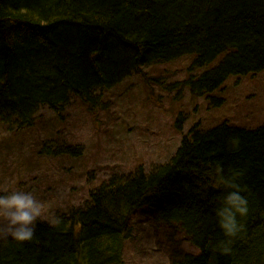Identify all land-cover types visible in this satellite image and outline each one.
<instances>
[{"label":"trees","instance_id":"trees-1","mask_svg":"<svg viewBox=\"0 0 264 264\" xmlns=\"http://www.w3.org/2000/svg\"><path fill=\"white\" fill-rule=\"evenodd\" d=\"M182 60L187 77L168 87L176 100L188 90L213 110L223 105L229 81L264 72V0H0V133L35 128L40 109L61 119L73 100L95 115L126 80ZM236 136L238 150L230 143ZM182 138L168 162L113 174L80 206L50 209L32 241L0 238V264H126L125 246L144 210L153 228L190 243L192 251L171 264H264V127L197 124ZM42 145L39 155L74 154L65 144ZM217 166L243 173L249 202L245 232L228 256L215 251L222 239Z\"/></svg>","mask_w":264,"mask_h":264},{"label":"rangeland","instance_id":"rangeland-1","mask_svg":"<svg viewBox=\"0 0 264 264\" xmlns=\"http://www.w3.org/2000/svg\"><path fill=\"white\" fill-rule=\"evenodd\" d=\"M188 62L149 68L146 75L126 80L104 96L107 106L95 115L73 100L61 119L40 109L35 128L19 136L0 133V195L32 192L46 208L44 220L51 210L80 206L91 188L113 174L129 175L141 166L150 171L168 162L182 135L194 125L205 129L227 120L238 124L245 119L248 126L264 122V74L229 81L221 92L224 107L213 110L188 90L180 100L176 92L168 91L175 78L187 77ZM154 80H162V85ZM180 115L182 135L176 128ZM44 141L52 150L54 143L57 148L65 144L76 155H39ZM143 212L135 216V237L125 246L126 264H171L178 255L192 251L178 231L153 228Z\"/></svg>","mask_w":264,"mask_h":264},{"label":"clouds","instance_id":"clouds-1","mask_svg":"<svg viewBox=\"0 0 264 264\" xmlns=\"http://www.w3.org/2000/svg\"><path fill=\"white\" fill-rule=\"evenodd\" d=\"M230 143L234 150H238L240 138L232 137ZM242 176L240 171L226 173L222 166L215 169L213 186L219 194L214 214L222 233V239L215 244V251L224 256L232 253L235 241L246 228L241 221L249 213V202L241 183ZM43 209V202L29 191L18 190L0 195V238H10L18 243L32 241Z\"/></svg>","mask_w":264,"mask_h":264},{"label":"bare ground","instance_id":"bare-ground-1","mask_svg":"<svg viewBox=\"0 0 264 264\" xmlns=\"http://www.w3.org/2000/svg\"><path fill=\"white\" fill-rule=\"evenodd\" d=\"M172 65H177V63H174V64H172ZM185 65H188L189 66V63L188 64H185ZM264 74V72H261V73H259L258 74V76H260V75H263ZM177 75V74H176ZM258 76H256V77H258ZM263 78V77H262ZM183 79L184 78H175L172 82H170L171 84H180L182 81H183ZM169 87V86H168ZM182 92H183V90H182ZM190 93V92H189ZM224 107V104L223 105H221V106H219V107H216L215 108V110L217 109H221V108H223ZM241 122H243V123H241ZM231 124L233 123L232 121L230 122ZM248 124H250V123H248ZM248 124H246V121H245V119H240V123H233L232 125H235V127H241V128H246V129H257V128H260V127H264V122L263 123H261L260 125H257V126H248Z\"/></svg>","mask_w":264,"mask_h":264}]
</instances>
